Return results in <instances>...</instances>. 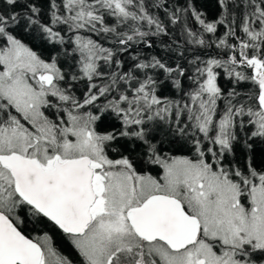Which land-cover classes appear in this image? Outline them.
Here are the masks:
<instances>
[{
	"label": "snow or ice",
	"instance_id": "obj_1",
	"mask_svg": "<svg viewBox=\"0 0 264 264\" xmlns=\"http://www.w3.org/2000/svg\"><path fill=\"white\" fill-rule=\"evenodd\" d=\"M46 3L0 0V264H264V0Z\"/></svg>",
	"mask_w": 264,
	"mask_h": 264
},
{
	"label": "trees",
	"instance_id": "obj_2",
	"mask_svg": "<svg viewBox=\"0 0 264 264\" xmlns=\"http://www.w3.org/2000/svg\"><path fill=\"white\" fill-rule=\"evenodd\" d=\"M37 3L40 4L45 12L47 11V3H46V0H37ZM197 5L201 7V9L203 11H206L208 14H209V17L211 18V16L215 13H217L218 11V8L216 6V3H215V0H197ZM206 5V7H205ZM220 32L222 33L223 32V28L221 27L220 28ZM175 36V37H180V33H179V30H177L175 33L171 34L169 37H163L161 39H163L164 41V44L162 45L161 44V40L160 39H153V48L151 49H148V48H144L143 49V52L145 55H148V54H155V55H158V56H164L165 58H168L172 61H175L176 59V53L173 52V51H169L164 45L168 44L171 42V39L172 37ZM96 39H101L100 37H94ZM101 42L104 43V41L101 39ZM107 46V44H106ZM135 47V46H134ZM127 58V57H125ZM221 84L222 86L224 87H228V85L226 84V82L224 80H221ZM77 87L79 89H83L84 88V85H77ZM169 91H174L172 89H169ZM261 145L258 143L257 144V159H260L261 157ZM59 247L61 248V250L64 252V254H67L68 253V250L70 252H72L70 250L71 248V245L70 243L65 239L63 240Z\"/></svg>",
	"mask_w": 264,
	"mask_h": 264
},
{
	"label": "flooded vegetation",
	"instance_id": "obj_3",
	"mask_svg": "<svg viewBox=\"0 0 264 264\" xmlns=\"http://www.w3.org/2000/svg\"><path fill=\"white\" fill-rule=\"evenodd\" d=\"M70 250H71L72 252H70V251L68 250V253H67V254L72 255V256H75L76 254H75L74 250L71 249V248H70Z\"/></svg>",
	"mask_w": 264,
	"mask_h": 264
}]
</instances>
